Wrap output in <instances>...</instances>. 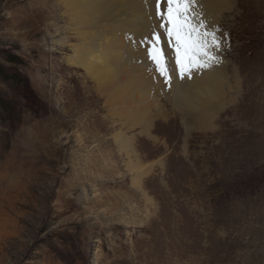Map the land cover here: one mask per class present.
<instances>
[{"label":"rangeland","instance_id":"1","mask_svg":"<svg viewBox=\"0 0 264 264\" xmlns=\"http://www.w3.org/2000/svg\"><path fill=\"white\" fill-rule=\"evenodd\" d=\"M237 9L219 24L227 97L211 129L156 94L145 131L57 70L40 0H0V264H264V0ZM90 125L108 129L107 164Z\"/></svg>","mask_w":264,"mask_h":264},{"label":"bare ground","instance_id":"2","mask_svg":"<svg viewBox=\"0 0 264 264\" xmlns=\"http://www.w3.org/2000/svg\"><path fill=\"white\" fill-rule=\"evenodd\" d=\"M237 2L197 0L196 11L209 26L220 27L221 21L237 12ZM40 6L50 13L44 28L48 42L59 43L63 54V63L58 64L57 70L66 63L69 72L80 71L77 85L88 92L86 101L90 107L99 106L103 100L108 116L121 122V126L130 122L149 131L151 120L145 117L148 107H140V104L144 101L145 105L146 99L156 94L165 95L172 106L181 109L191 125L198 124L201 129L210 128L213 117L226 105L224 88L228 75L224 65L221 66L220 62L203 71H194L190 79L187 76L181 79L172 59V45L159 28L172 84L166 86L162 83V76L155 75L145 53L147 45L142 42L149 33V26L160 23L155 17L152 0L147 3L145 0H40ZM149 8L151 16L148 15ZM87 83L93 84L97 95H93ZM89 129L94 141L108 134V129L95 132L92 125ZM114 138L125 146L128 153L131 151L138 156L130 139L122 137V130L115 133ZM103 140L98 142L95 150L107 164L108 139ZM130 162V169L136 175L133 183L147 198L142 177L149 171L148 166Z\"/></svg>","mask_w":264,"mask_h":264},{"label":"snow or ice","instance_id":"3","mask_svg":"<svg viewBox=\"0 0 264 264\" xmlns=\"http://www.w3.org/2000/svg\"><path fill=\"white\" fill-rule=\"evenodd\" d=\"M152 3L160 23L149 26V33L142 42L147 45L145 53L152 68L164 78L166 86L170 85L168 58L161 47V32L157 28L163 30L172 45V59L181 79L185 76L190 79L194 71H203L221 62L225 33L204 21L202 14L196 11L197 0H152ZM148 15H152L151 8Z\"/></svg>","mask_w":264,"mask_h":264}]
</instances>
